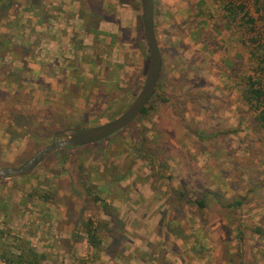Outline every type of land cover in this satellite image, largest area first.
<instances>
[{
    "label": "rangeland",
    "instance_id": "374dc122",
    "mask_svg": "<svg viewBox=\"0 0 264 264\" xmlns=\"http://www.w3.org/2000/svg\"><path fill=\"white\" fill-rule=\"evenodd\" d=\"M228 1L155 0L163 67L148 112L0 180L1 248L29 241L43 264H264V132L241 98L253 65ZM25 8H10L19 20L0 38V167L22 165L57 130L117 117L150 64L140 0H39L37 25ZM88 217L103 222L99 256Z\"/></svg>",
    "mask_w": 264,
    "mask_h": 264
},
{
    "label": "trees",
    "instance_id": "16d2710c",
    "mask_svg": "<svg viewBox=\"0 0 264 264\" xmlns=\"http://www.w3.org/2000/svg\"><path fill=\"white\" fill-rule=\"evenodd\" d=\"M38 2L39 0H26L25 3L27 8H25V10L32 11L33 14H36L37 16L38 12L35 9ZM248 2L247 0H230L225 5V10L227 17H229L231 22L234 24H236L237 21L239 22L238 26L243 30L244 36L242 41L248 48L249 59L253 65V70L244 78L241 98L248 106L251 113H253V122L255 126L259 131L264 132V26L260 23L261 19H264V0H248ZM18 3L19 0H0V24L3 23L11 28V26L15 24L13 19L15 18L16 21L19 20L17 11H15L17 15L14 18L10 17L9 13L10 8ZM1 37L4 38L5 35H2L1 33L0 38ZM1 48L7 52V45H5V41L2 39L0 41V49ZM160 97L162 100H166L165 97ZM148 110L149 106L147 105L142 113H147ZM70 148L73 147H67L66 149ZM80 168L83 169L82 166ZM99 190V187L93 185L91 182L90 184H85V191L91 200L96 204L98 203L103 208H107L108 204ZM178 195L180 199H184L187 203L195 202L201 208L207 207L206 200L204 199L192 201L186 197L183 191H180ZM234 203L235 205H241L242 201H234L231 204ZM81 226L84 230L85 239L90 249L99 256L105 249L104 241L101 236L103 222L88 217L82 219ZM5 236V230L0 229V240L2 239L4 241ZM1 245L2 244H0V246ZM1 253L3 260L7 264H43L44 260L47 258L46 253L37 251L29 241L19 243L16 250H13L12 248H1ZM239 253L242 257L243 250L240 249ZM238 264H243L242 260L239 261Z\"/></svg>",
    "mask_w": 264,
    "mask_h": 264
},
{
    "label": "water",
    "instance_id": "95a60500",
    "mask_svg": "<svg viewBox=\"0 0 264 264\" xmlns=\"http://www.w3.org/2000/svg\"><path fill=\"white\" fill-rule=\"evenodd\" d=\"M140 2L150 64L143 87L135 99L121 114L109 121L70 131L64 129L56 131L53 141L36 151L22 165L0 167V180L33 171L48 153L55 150L101 142L130 125L142 113L155 95L163 67V57L155 28V0H140Z\"/></svg>",
    "mask_w": 264,
    "mask_h": 264
},
{
    "label": "crops",
    "instance_id": "0c3cea01",
    "mask_svg": "<svg viewBox=\"0 0 264 264\" xmlns=\"http://www.w3.org/2000/svg\"><path fill=\"white\" fill-rule=\"evenodd\" d=\"M25 1L26 0H19V5L21 6V7H23L24 6V4L26 5V3H25ZM24 2V3H23ZM24 9V8H23ZM36 11H37V9H35ZM10 13V12H9ZM30 13H32L33 14V12L31 11ZM39 12H38V15L36 16V14H33V18L34 17H36L37 19L38 18H40V16H39ZM10 17H12V18H14L15 17V15H13V14H10ZM32 18V19H33ZM39 21H36V25L37 24H39V23H41V22H43V21H41L40 19H38ZM4 22V21H3ZM9 27L10 26H7V25H5V24H0V31H1V33H2V35H5V37H7V36H9V34L7 33V32H5V31H3V30H6V29H9ZM14 27H15V25H14ZM11 30L12 29H14V28H10ZM12 33H14V31L12 32ZM1 38H3V37H1ZM35 43H37V42H35ZM35 45V44H34Z\"/></svg>",
    "mask_w": 264,
    "mask_h": 264
}]
</instances>
